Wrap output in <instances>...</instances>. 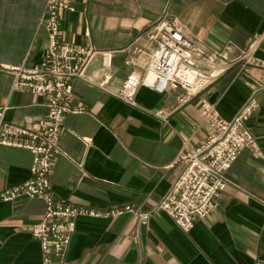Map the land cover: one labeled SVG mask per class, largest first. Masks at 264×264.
<instances>
[{
  "label": "crops",
  "instance_id": "obj_1",
  "mask_svg": "<svg viewBox=\"0 0 264 264\" xmlns=\"http://www.w3.org/2000/svg\"><path fill=\"white\" fill-rule=\"evenodd\" d=\"M61 12L60 40L112 52L87 69L100 87L77 78L55 158L54 195L106 217L80 215L61 264H264V0H71ZM48 0H0V106L8 122L32 126L48 113L43 97L14 87V66L40 64L49 44L42 22ZM161 18L175 21L207 52L227 51L229 68L210 86L180 104L181 89L159 92L141 86L136 104L116 92L129 78L147 74L157 48L145 31ZM142 49L137 52L136 49ZM132 59L134 64H127ZM254 97L258 109L246 123L260 155L245 149L227 173V188L210 214L183 230L157 210L183 168L181 157L216 132L204 110L209 102L231 120ZM161 112V113H159ZM33 153L0 147V194L31 176ZM41 198L4 201L0 196V264H42L31 228L45 213ZM149 213L145 223L140 214Z\"/></svg>",
  "mask_w": 264,
  "mask_h": 264
},
{
  "label": "built area",
  "instance_id": "obj_2",
  "mask_svg": "<svg viewBox=\"0 0 264 264\" xmlns=\"http://www.w3.org/2000/svg\"><path fill=\"white\" fill-rule=\"evenodd\" d=\"M64 10H75L71 0H48L42 22L49 32V44L40 64L11 68L16 74L14 87L43 97L48 113L32 126H24L8 122V106H0V147L28 149L34 156L31 176L3 189L0 196L4 201L21 198H41L45 201L42 220L31 228L33 237L41 244L42 264L63 262L76 230L78 216L113 217L134 212L130 205L104 213L86 210L57 198L53 193L51 174L55 158L61 152L60 139L65 118L71 112L84 111V108L74 106L73 82L83 78L104 88L107 80L95 82L88 77L87 69L98 55L106 57L109 64L112 58L110 51L61 41V12ZM145 35L157 44L146 76L142 79L131 76L114 92L128 104H136L141 86L159 92L181 89L178 101L185 104L215 82L231 64L227 51L207 52L185 35L175 21L161 18L147 28ZM262 40L264 33L251 41L247 55L253 54ZM136 51L141 52L142 49L137 48ZM126 62L134 64L132 59ZM203 106L216 132L206 143L181 157L183 168L157 207L185 231H190L196 220L207 217L216 208L218 198L228 185L227 173L241 152L251 149L260 155L258 142L246 126L259 107L254 97L247 100L231 120L222 119L209 102ZM149 216V213L140 214L141 222L145 223Z\"/></svg>",
  "mask_w": 264,
  "mask_h": 264
},
{
  "label": "bare ground",
  "instance_id": "obj_3",
  "mask_svg": "<svg viewBox=\"0 0 264 264\" xmlns=\"http://www.w3.org/2000/svg\"><path fill=\"white\" fill-rule=\"evenodd\" d=\"M152 78H153V76L150 77V79H152Z\"/></svg>",
  "mask_w": 264,
  "mask_h": 264
}]
</instances>
